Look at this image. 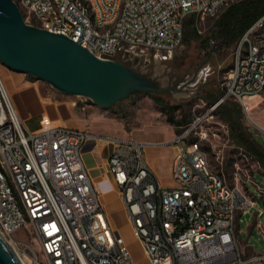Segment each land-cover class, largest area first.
Wrapping results in <instances>:
<instances>
[{
	"label": "built area",
	"instance_id": "2783aa9c",
	"mask_svg": "<svg viewBox=\"0 0 264 264\" xmlns=\"http://www.w3.org/2000/svg\"><path fill=\"white\" fill-rule=\"evenodd\" d=\"M15 1L26 23L65 34L101 58L150 61L182 44L187 14L217 17L236 0ZM220 87L222 96L168 142L174 184L164 186L144 156L148 142L63 125L26 128L0 76V232L24 243L26 264H138L84 163V143L94 137L112 145L108 172L150 264H264V252L244 256L238 244L240 223L258 204L249 185L264 200L254 179L261 164L242 150L247 164L235 161L234 182H227L201 143L205 130H197L226 98L247 112L245 98L264 93V13L238 39ZM262 211L254 215L264 232ZM27 225L39 247L15 237Z\"/></svg>",
	"mask_w": 264,
	"mask_h": 264
},
{
	"label": "rangeland",
	"instance_id": "374dc122",
	"mask_svg": "<svg viewBox=\"0 0 264 264\" xmlns=\"http://www.w3.org/2000/svg\"><path fill=\"white\" fill-rule=\"evenodd\" d=\"M225 10L226 8L220 14ZM219 15L209 17L197 14L195 24L200 37L198 39L184 37L182 44L167 59L145 61L132 56L120 58L123 62L136 60L143 73L149 74L158 85H167L173 89L133 93L109 107L97 106L85 96H68L70 99L67 100L73 101L77 107H85L83 111L91 129L116 137L132 138L154 144L147 145L145 153L151 148L166 149L175 133L208 108L211 103L209 98L212 95L221 93L222 96L223 94L220 82L225 72L233 65L237 42L226 46L222 43L221 37L216 35L215 19ZM187 18L188 15L184 19ZM206 38H208L207 42H205ZM3 68V63L0 61V76L7 88ZM18 75L33 83L44 96H61L50 84L41 79L23 73ZM156 101L174 108V120L181 121V124L176 125L170 122L167 114L160 110ZM245 102L249 105L247 112L241 102L234 97L226 98L222 104L228 103L236 108H238L237 104L239 105L244 128L250 130V137L257 141L254 140V143L264 148V93L245 98ZM34 121L31 124H36ZM197 128V130H205L206 137L201 140V143L208 151L212 168L223 173L227 182L233 183L234 162L245 165L247 160L243 159L242 149L235 144V139L230 135L231 126L226 123L221 112L217 111L214 118L207 121L203 128L198 126ZM238 130L240 129L236 127L235 131ZM163 153L165 155L167 152ZM254 179L264 189V165H261L259 171L254 174ZM165 182L170 186L174 184V180L169 175L166 176ZM249 190L258 198V204L253 208L252 213L243 217L239 226V238L250 247L252 252L262 253L264 252V233L255 223L254 212L258 208L263 210L259 221L264 226V200L253 185H249ZM116 193L118 195L117 191ZM108 204L106 208L111 213L113 225L124 235L134 259L138 264H150L138 239L133 235L131 225L119 201L111 200ZM14 235L17 239L30 242L31 245L35 242V247H39L28 225L16 230ZM12 244L23 259L24 243ZM245 252L246 255L249 253L248 250Z\"/></svg>",
	"mask_w": 264,
	"mask_h": 264
},
{
	"label": "water",
	"instance_id": "95a60500",
	"mask_svg": "<svg viewBox=\"0 0 264 264\" xmlns=\"http://www.w3.org/2000/svg\"><path fill=\"white\" fill-rule=\"evenodd\" d=\"M0 61L102 107L133 93L173 89L119 58H101L65 34L26 23L15 0H0ZM0 264H24L1 232Z\"/></svg>",
	"mask_w": 264,
	"mask_h": 264
},
{
	"label": "crops",
	"instance_id": "0c3cea01",
	"mask_svg": "<svg viewBox=\"0 0 264 264\" xmlns=\"http://www.w3.org/2000/svg\"><path fill=\"white\" fill-rule=\"evenodd\" d=\"M3 66L4 68L2 72L5 76L4 79L6 82L5 84H7V90L9 91V94H11L10 96L18 115L22 119L26 128L29 130L38 131L48 125H63L83 128L93 134L109 135L95 129H91V126L89 127V120L85 115V111H83V108L85 107H77L73 101L67 100L70 99L68 96L79 95H71L55 89L61 94L60 97L44 96L39 91V88L34 86L33 83L24 80L22 76L18 75L26 73L11 69L4 64ZM32 121L36 122V124H31ZM145 148L146 146L144 147V156L158 180L162 185L170 186L165 182V178L169 175V177L173 179V149L168 145L164 150L151 148L147 153H145ZM111 149L112 145L110 143L106 141H99L96 138L91 137L84 143L82 156L93 181L100 188L101 200L113 225L110 216L111 213L106 207L109 205L108 203L111 200H117L123 209V203L119 195L116 193L117 189L108 172V156ZM164 151L167 152L165 155L163 153ZM259 229L262 231V228L259 227ZM239 233L238 243L241 247L242 254H244V256H248L253 252L245 242L241 241ZM246 250L249 251L247 255L245 252Z\"/></svg>",
	"mask_w": 264,
	"mask_h": 264
},
{
	"label": "trees",
	"instance_id": "16d2710c",
	"mask_svg": "<svg viewBox=\"0 0 264 264\" xmlns=\"http://www.w3.org/2000/svg\"><path fill=\"white\" fill-rule=\"evenodd\" d=\"M264 13V0H236L231 3L218 18L215 19L216 35L221 37L222 43L230 46L238 41L247 27L260 15ZM188 18L184 19L183 34L187 39L200 37L196 28V13L187 14ZM208 38L205 39V42ZM221 93L212 95L209 99L211 103L217 100ZM160 110L167 114L170 122L180 125L181 121L174 120V108L169 105L156 101ZM237 104V103H236ZM228 103H221L218 111L221 112L226 123L231 126L230 135L235 139V144L242 148L243 151L257 159L261 165H264V148H260L250 137V130H246L241 122V109ZM171 108V109H170ZM171 110V111H169ZM238 127L240 130L235 131ZM229 129V128H228ZM254 138V137H253ZM256 141V140H255ZM257 142V141H256Z\"/></svg>",
	"mask_w": 264,
	"mask_h": 264
},
{
	"label": "flooded vegetation",
	"instance_id": "af4514ba",
	"mask_svg": "<svg viewBox=\"0 0 264 264\" xmlns=\"http://www.w3.org/2000/svg\"><path fill=\"white\" fill-rule=\"evenodd\" d=\"M124 63L127 64L128 66L134 68L135 70H137L141 74H143V75H145V76H147L149 78H152L149 74H147L145 72L143 73V71L140 69L141 68L140 67V64H137L136 60H133V61H125Z\"/></svg>",
	"mask_w": 264,
	"mask_h": 264
},
{
	"label": "bare ground",
	"instance_id": "6f19581e",
	"mask_svg": "<svg viewBox=\"0 0 264 264\" xmlns=\"http://www.w3.org/2000/svg\"><path fill=\"white\" fill-rule=\"evenodd\" d=\"M4 237H5V236H4ZM5 238H6L7 241L10 243V245L13 247V249L17 252V254L20 256V254L18 253L16 247L11 243V241H10L7 237H5ZM20 258H21V260L23 261V263L26 264L25 261L22 259L21 256H20Z\"/></svg>",
	"mask_w": 264,
	"mask_h": 264
}]
</instances>
